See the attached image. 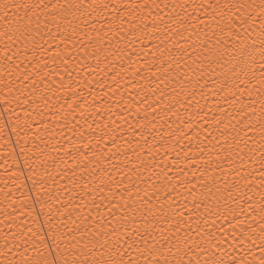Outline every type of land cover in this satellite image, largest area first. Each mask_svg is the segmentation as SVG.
Instances as JSON below:
<instances>
[{"label": "snow or ice", "instance_id": "snow-or-ice-1", "mask_svg": "<svg viewBox=\"0 0 264 264\" xmlns=\"http://www.w3.org/2000/svg\"><path fill=\"white\" fill-rule=\"evenodd\" d=\"M0 157V264H264V0H0Z\"/></svg>", "mask_w": 264, "mask_h": 264}, {"label": "bare ground", "instance_id": "bare-ground-1", "mask_svg": "<svg viewBox=\"0 0 264 264\" xmlns=\"http://www.w3.org/2000/svg\"><path fill=\"white\" fill-rule=\"evenodd\" d=\"M13 142H15V138H13ZM17 154H19V149H17ZM5 164L3 158L0 157V178H7L6 173L4 172ZM2 187V185H0Z\"/></svg>", "mask_w": 264, "mask_h": 264}]
</instances>
